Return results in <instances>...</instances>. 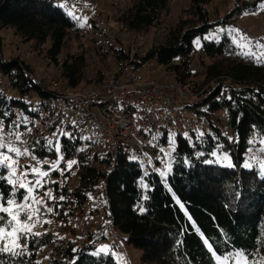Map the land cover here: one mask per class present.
Here are the masks:
<instances>
[{
	"label": "trees",
	"instance_id": "trees-1",
	"mask_svg": "<svg viewBox=\"0 0 264 264\" xmlns=\"http://www.w3.org/2000/svg\"><path fill=\"white\" fill-rule=\"evenodd\" d=\"M83 1L0 0L3 129L15 145L21 144L15 139L20 135L24 148L32 153L29 162L18 159L22 166L43 161L40 166L45 170L58 156H64L36 194L44 198V205L54 208L52 213L43 212L41 218L49 220L46 224L55 230L30 237L28 255L0 254V264H127V253L116 257L110 237L102 244L108 246L106 252L95 254L102 247L91 244L93 231L104 219L93 199L102 183L106 184V208L115 219L120 243L123 245L122 237L140 250L145 264H217L205 239L219 253L243 249L264 256V173L256 167H243L248 149L253 147L249 141H256L255 148H259L264 137V59L257 56L254 47L250 52L240 48L227 32L219 39L204 36L221 24L236 26L244 14L259 12L261 0H233V8L223 17L208 9L214 0H190L183 16L172 25H162V36L146 50L132 52L118 41L109 42L101 53V60L109 59L107 75L126 63L144 66L157 59L164 74L153 75L174 74L194 95L204 90L200 102H187L185 107L202 116L208 128L200 130L204 124L186 135L178 133L166 182L152 168L145 169L140 159L146 154H128L121 148L114 159L106 152L104 139L85 138L83 131L90 125L59 108L55 93L37 83L33 66L18 55L4 57L3 33L10 31L18 42L38 50L45 48V56L61 71L65 86L84 88L105 78L102 70L87 76L88 60L83 50L69 49L60 59L69 41L85 34L80 8ZM170 2L129 0L113 17L129 32L147 34L171 13ZM198 38L201 42L196 44ZM28 121L36 129L30 137ZM57 140L60 153L49 144ZM161 140L166 142L167 136ZM217 151L229 154L234 166L212 155ZM73 160L76 163L68 168L66 161ZM5 171L0 168V174ZM0 190L7 196L11 186L0 181ZM46 191L55 199L43 195ZM23 194L21 189L18 198ZM96 218H100L99 225ZM86 221L92 223L88 231L83 229ZM63 232L69 235L60 236Z\"/></svg>",
	"mask_w": 264,
	"mask_h": 264
},
{
	"label": "built area",
	"instance_id": "built-area-1",
	"mask_svg": "<svg viewBox=\"0 0 264 264\" xmlns=\"http://www.w3.org/2000/svg\"><path fill=\"white\" fill-rule=\"evenodd\" d=\"M47 78L49 84L35 77L38 84L50 86L57 98V105L64 113L88 123L103 137L105 150L114 159L121 148L128 154L143 157L151 148L153 136L162 132L167 134L170 129L185 134L187 130L198 129L205 124L202 116H183L175 121L174 117L165 113L167 107L200 102L204 95V90L194 95L176 80L174 74L157 77L144 71L142 65L126 63L118 71L91 83L87 88L62 87L53 75L48 74ZM27 123L30 124L28 137L35 135L34 125L30 121ZM45 133L52 136L47 131ZM6 139L15 143L8 137ZM93 199L104 214V219L99 228L93 231L91 244L99 246L106 237H110L115 243L117 254L125 256L115 219L106 208V184L98 186ZM91 228V221H86L83 229L88 231Z\"/></svg>",
	"mask_w": 264,
	"mask_h": 264
},
{
	"label": "rangeland",
	"instance_id": "rangeland-1",
	"mask_svg": "<svg viewBox=\"0 0 264 264\" xmlns=\"http://www.w3.org/2000/svg\"><path fill=\"white\" fill-rule=\"evenodd\" d=\"M83 2L84 6L80 5V8H83L81 19L84 23L85 34L81 39H73L69 41L67 50L62 53L60 59H63L65 57L66 52L69 51V49L70 51L77 50L78 52L83 50L88 60L87 76L89 77L96 74L99 70L104 71L105 75L110 73L107 69L109 59H105L104 61L101 60V57H103L102 54L105 53V49H108L109 42L116 43L119 41L120 43L121 41L124 43L125 47L130 48L132 52L138 50L142 52L146 50L149 45H151L152 41L155 38L156 40H158V38L162 36L160 32V28L162 27V25L166 24L169 26L177 22L179 17L183 16V10L190 5V0H171V13L165 14L162 17V21L159 23L160 27L151 28L147 34L141 33L140 35H135V33L129 32L126 28H123L121 24L117 23L114 20L113 17L114 11L126 7L128 5L129 0H84ZM86 3H88L90 6ZM233 6V0H214L213 3L208 7V9L211 13H215L223 17L231 10V8H233ZM212 18H214V15L212 16ZM93 19L96 21H94ZM155 29L159 32L157 31L156 35L154 36ZM236 29L240 31H234ZM226 32L233 38L234 42L240 48L244 49L247 52H250L251 49L254 47L255 49L253 48V50H255L257 56L261 59H264V11L259 10V12H256L255 14H244L240 19L237 20L236 26L230 24H221L215 27L214 29L212 28L204 36L208 39H219ZM241 36L246 37L247 40H241ZM3 37L4 43L2 50H4L5 58L12 55H18L22 59L27 60L31 64V66H33L34 75L37 77V79H41L42 81H45L49 84L47 75L51 74L58 80L60 86H65L61 71L56 68L53 64H51L49 62V59L45 56V48L42 50H38L35 49L33 46L31 47L23 42H18L10 31L4 32ZM248 41H251V43H248ZM200 42L201 39L198 38L196 44H199ZM257 43L261 47H257ZM242 44H246L247 46L242 47ZM139 47L141 48L139 49ZM162 69L163 67L160 66L157 59H154L144 65V71L150 72L151 74L152 72H155V74L159 72H161V74H164ZM48 84H46L45 87L51 89ZM89 86L90 84L85 88ZM165 113H168L172 117H174L175 121H177L178 118L183 116L189 117L195 115L185 106H175L172 108L167 107L165 108ZM91 128L92 127L90 126L84 129L83 134L85 138H89L90 140L98 139L100 142H103V137L93 133V130ZM207 128L208 126L207 124H205V126L200 130ZM188 133L189 130L185 132V135ZM2 134L6 137L9 135L4 129ZM22 136H24V134H22ZM164 136H167L166 142L161 140V138ZM177 139L178 131L175 129H170L167 134L162 132L158 135L153 136L151 139L150 151H147L145 153V158L140 159V161L144 164L145 169L152 168L154 171L161 175L164 182L167 181L168 173L172 168V153L175 148V144L177 143ZM21 141L22 143L16 146L20 147L23 150L25 145V142L23 141L25 140L21 139ZM170 141H172L173 143H170ZM158 143L159 145L156 146V144ZM216 153L218 157L227 155L230 158L229 154L223 151H217ZM251 155H253V153L247 154L246 161L249 160V157ZM255 155L260 160H264V153L255 152ZM18 159H23L29 162L28 156L20 157ZM157 160L159 162H157ZM221 161L222 163H229V161L227 160L221 159ZM249 162H252L254 164V167L259 168V164L255 161ZM16 175L20 176V171H17ZM35 198L37 200L44 201V198L40 195H36ZM96 206L99 208L97 203ZM33 207L36 206L33 205ZM100 213L103 215L101 210ZM21 219H23V217H21ZM36 219L37 215H33V221H36ZM39 220L40 222L36 223L35 227L32 229L33 232L55 230V226H53L52 224H46L44 221H42L41 215H39ZM95 220L98 221L99 225L100 218H96ZM68 235V232L60 233V236L62 237H67ZM121 241L126 249L128 261H126L125 259V262L127 264H145L141 262L142 253L140 250L128 244L122 237ZM98 247H103V245L100 244ZM115 255L116 257H120V255L117 253Z\"/></svg>",
	"mask_w": 264,
	"mask_h": 264
},
{
	"label": "snow or ice",
	"instance_id": "snow-or-ice-1",
	"mask_svg": "<svg viewBox=\"0 0 264 264\" xmlns=\"http://www.w3.org/2000/svg\"><path fill=\"white\" fill-rule=\"evenodd\" d=\"M257 8L261 11H264V0L257 5ZM255 14V13H252ZM239 32L240 30H234ZM241 40H247L246 37L241 36ZM251 43V41H248ZM242 47H246V44H242ZM257 47H261L258 43ZM7 115V113H5ZM24 119H27L26 117ZM11 127V125H10ZM19 127V124L16 125ZM4 128V122L0 119V168L5 169L6 171L0 174V181L6 182L11 186L10 193L6 196L5 193L0 190V254L8 255L10 257L24 256L28 255V241L30 237L39 236L40 233L33 232L32 229L35 227L36 223H39V215H42L43 212L52 213L54 211L53 207H47L44 205V202L37 200L35 198L38 189L43 188L44 184L47 182V178L50 174V171L56 170L60 161L64 160V156L61 154L58 156L56 163L50 165L48 169L42 170L41 166L44 162L37 161L33 165H19L18 158L32 155V153L24 148L23 150L11 143L6 137L2 134ZM30 130V129H29ZM61 135H69L67 133H61ZM201 135H203L201 133ZM16 140L21 141V136L16 135ZM170 143H173L170 141ZM56 152H61V146L59 140L55 143L49 141ZM250 145H253L252 148L248 149L249 153H253L249 157L248 161H245L243 167L253 168L254 164L249 161H255L259 164V168L262 173H264V160H260L255 152L264 153V138L259 140L261 147L255 148L256 141H249ZM255 148V152H254ZM213 156H216L217 153H213ZM222 160L229 161V167H233L231 164L230 158L227 155L219 157ZM35 160V156L33 155ZM212 163V161H208ZM67 167L71 168L76 161H66ZM17 171H20V176H17ZM33 177V179H28V177ZM24 190V194L18 198L17 193L20 190ZM43 195L47 196L50 200H54L51 191H46ZM63 200L64 197L59 198ZM35 205L36 207H33ZM33 215H37L36 221H33ZM23 217V219H21ZM50 221H45L48 223ZM23 241V244H21ZM205 244L209 247V250L212 252V255L215 257L217 264H264V256L258 255L256 251L248 252L246 250L232 249L227 252L219 253L212 248V245L205 239ZM108 246L105 245L98 250L99 254L106 252Z\"/></svg>",
	"mask_w": 264,
	"mask_h": 264
}]
</instances>
